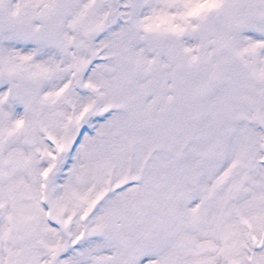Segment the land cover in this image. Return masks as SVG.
<instances>
[{
  "label": "snow or ice",
  "instance_id": "6c2138e0",
  "mask_svg": "<svg viewBox=\"0 0 264 264\" xmlns=\"http://www.w3.org/2000/svg\"><path fill=\"white\" fill-rule=\"evenodd\" d=\"M0 264H264V0H0Z\"/></svg>",
  "mask_w": 264,
  "mask_h": 264
}]
</instances>
